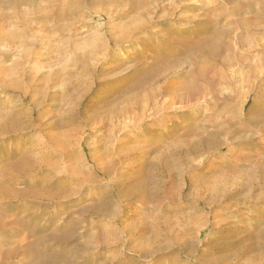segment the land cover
<instances>
[{"label":"rangeland","instance_id":"rangeland-1","mask_svg":"<svg viewBox=\"0 0 264 264\" xmlns=\"http://www.w3.org/2000/svg\"><path fill=\"white\" fill-rule=\"evenodd\" d=\"M0 264H264V0H0Z\"/></svg>","mask_w":264,"mask_h":264}]
</instances>
